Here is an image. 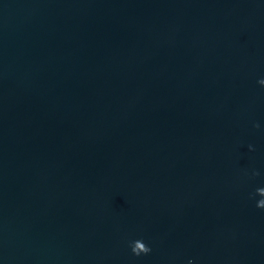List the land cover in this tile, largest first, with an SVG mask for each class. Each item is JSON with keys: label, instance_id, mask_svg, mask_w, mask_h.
I'll use <instances>...</instances> for the list:
<instances>
[{"label": "water", "instance_id": "obj_1", "mask_svg": "<svg viewBox=\"0 0 264 264\" xmlns=\"http://www.w3.org/2000/svg\"><path fill=\"white\" fill-rule=\"evenodd\" d=\"M261 79L264 0H0V264H264Z\"/></svg>", "mask_w": 264, "mask_h": 264}, {"label": "clouds", "instance_id": "obj_2", "mask_svg": "<svg viewBox=\"0 0 264 264\" xmlns=\"http://www.w3.org/2000/svg\"><path fill=\"white\" fill-rule=\"evenodd\" d=\"M259 83L264 85V79H261ZM258 126L259 125H257V127ZM255 175H259V173H255ZM257 194L264 197V188L257 189ZM257 206L264 208V199H261ZM132 251L135 255L139 256L141 253L148 254L151 251V248L148 247L142 240H136L132 244ZM189 264H192V262L190 261Z\"/></svg>", "mask_w": 264, "mask_h": 264}]
</instances>
